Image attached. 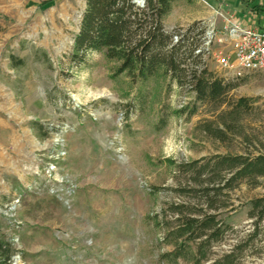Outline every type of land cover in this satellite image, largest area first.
<instances>
[{
    "label": "rangeland",
    "instance_id": "1",
    "mask_svg": "<svg viewBox=\"0 0 264 264\" xmlns=\"http://www.w3.org/2000/svg\"><path fill=\"white\" fill-rule=\"evenodd\" d=\"M204 1L175 0L165 32L199 24L214 31L210 50L229 54L219 13L240 26L247 11L264 19V0H236L241 10L223 13ZM84 9L85 0H0V237L14 250L9 264H189L199 240L173 259L166 235L207 215L220 231H207L201 264H264V218L255 224L251 205L264 197V177L231 179L222 163L264 154V72L208 103L162 68L134 81L100 52L77 62ZM205 64L235 83L214 57ZM177 138L186 155L167 154Z\"/></svg>",
    "mask_w": 264,
    "mask_h": 264
},
{
    "label": "trees",
    "instance_id": "2",
    "mask_svg": "<svg viewBox=\"0 0 264 264\" xmlns=\"http://www.w3.org/2000/svg\"><path fill=\"white\" fill-rule=\"evenodd\" d=\"M174 1L144 0V6L138 7L134 0H85L71 58L81 62L87 52H100L108 60L119 63L118 74L125 72L134 81H146L162 68L181 84L189 86L199 101L222 103L228 90L239 86L238 80L226 86L222 79L207 69L202 55L194 54L202 45L206 32L199 24L165 32L163 21ZM174 35L179 36L175 43ZM244 105L242 99L237 104L239 108ZM222 163L230 165L233 171L231 179L242 181L264 177V154L224 157ZM251 205L257 213L255 224H258L264 218V197L252 200ZM209 230L213 235L220 231L215 226L213 215L185 220L167 233L166 238L171 239L169 243L173 246V251L167 256L173 259L183 256L186 242L195 240H199L196 253L201 255L203 244L210 241ZM13 253L11 244L0 237V264H9ZM197 254L189 264L202 263Z\"/></svg>",
    "mask_w": 264,
    "mask_h": 264
},
{
    "label": "built area",
    "instance_id": "3",
    "mask_svg": "<svg viewBox=\"0 0 264 264\" xmlns=\"http://www.w3.org/2000/svg\"><path fill=\"white\" fill-rule=\"evenodd\" d=\"M207 4L204 0H201ZM138 7L144 6V0H134ZM224 21V29L232 40V50L229 54L210 50L214 31L207 30L202 45L194 52L201 54L205 60L214 57L220 70L227 72L232 80H239L252 73L264 72V28L243 27L233 18L219 13ZM178 35H174L173 42H177Z\"/></svg>",
    "mask_w": 264,
    "mask_h": 264
},
{
    "label": "crops",
    "instance_id": "4",
    "mask_svg": "<svg viewBox=\"0 0 264 264\" xmlns=\"http://www.w3.org/2000/svg\"><path fill=\"white\" fill-rule=\"evenodd\" d=\"M213 2L215 3L213 5L223 4V6L220 5V7H219V9H220L219 12H222V13H223V11H222L223 8H225L226 6H230L231 8H234L236 10H241L240 9L241 8V4H240V2H237L236 0H224V1L212 0L211 3H213ZM209 4H210V2H209ZM238 5H240V7ZM210 7L214 11L213 13L216 14V16H217L218 11H215V9H213L214 7H212V5H210ZM213 13L209 11L208 12V18H207V16H204L207 19L211 18L208 23L212 22V20L216 21V18H214V16H213L214 14ZM204 17H202L201 19H204ZM238 22L243 27H248V24H249V27H256L257 26L259 28H264V19H263V17H261L259 15H254V14L248 12V11L245 14L241 13V15L239 16V21ZM189 23H191V21ZM211 27L212 26L208 24V28H211ZM218 34L221 36L220 27L218 28Z\"/></svg>",
    "mask_w": 264,
    "mask_h": 264
},
{
    "label": "clouds",
    "instance_id": "5",
    "mask_svg": "<svg viewBox=\"0 0 264 264\" xmlns=\"http://www.w3.org/2000/svg\"><path fill=\"white\" fill-rule=\"evenodd\" d=\"M172 142L175 145V152L167 153V149H166V153L167 154L173 155V156H177L180 153H184L185 155L187 154L188 146H187V144L185 143V141L182 138H177L176 140H174Z\"/></svg>",
    "mask_w": 264,
    "mask_h": 264
}]
</instances>
